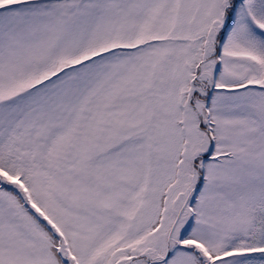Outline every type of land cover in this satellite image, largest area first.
Wrapping results in <instances>:
<instances>
[{"label": "snow or ice", "instance_id": "1", "mask_svg": "<svg viewBox=\"0 0 264 264\" xmlns=\"http://www.w3.org/2000/svg\"><path fill=\"white\" fill-rule=\"evenodd\" d=\"M0 264H264V0H0Z\"/></svg>", "mask_w": 264, "mask_h": 264}]
</instances>
